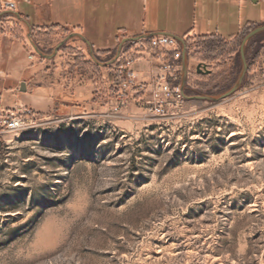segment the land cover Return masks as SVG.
<instances>
[{"label":"rangeland","instance_id":"374dc122","mask_svg":"<svg viewBox=\"0 0 264 264\" xmlns=\"http://www.w3.org/2000/svg\"><path fill=\"white\" fill-rule=\"evenodd\" d=\"M6 1L15 0H0V20ZM258 25L223 49L236 51L229 65L187 76L185 100L164 117L149 110L148 92L112 93L79 36H22L24 54L46 63L51 83L61 50L67 74L77 64L95 79L87 99L38 104L39 80L22 92L24 78L12 86L9 73L0 78V104L10 89L36 114L0 138V264H264V32L247 44L248 71L234 94L191 98L236 83L241 41ZM35 46L60 48L48 58ZM116 52L95 56L109 62Z\"/></svg>","mask_w":264,"mask_h":264},{"label":"crops","instance_id":"0c3cea01","mask_svg":"<svg viewBox=\"0 0 264 264\" xmlns=\"http://www.w3.org/2000/svg\"><path fill=\"white\" fill-rule=\"evenodd\" d=\"M15 2L17 8L14 11L19 12L23 19L5 13L7 17L0 20V66H2L0 78H5L4 73H9L8 80L11 86L24 78L27 88L31 80H39L40 84L35 94L27 93L34 96L38 104H46L50 100H59L64 96L87 99L89 94L93 93L90 85H93L95 78L92 71H77V64L73 66L75 71L67 74L63 69L67 66V56L62 57L61 50L54 58L57 68L51 83L46 71L43 70L46 63L31 61L30 50L27 56L24 54L27 46L22 36H27L30 32L38 37L49 27L58 26L69 33H82L101 60L117 51L120 42L126 37L145 34H165L177 40V37H181L187 45L190 79L199 63H204L207 69L211 70L209 74L197 73L196 70L194 73L200 78H208L225 65H229L236 51L226 53L223 49L228 47L232 50L248 27L264 23V0L257 2L252 0H15ZM8 10L11 9L7 7L4 11ZM76 43L77 41H69L68 45L74 46ZM179 43L182 64L184 45L181 41ZM87 46L91 52L88 44ZM204 48L208 55L202 59L199 57V50ZM152 62H155V59ZM152 62L144 58L138 62L141 79L150 78V69L154 65ZM102 68L105 70L102 77L104 83L112 87L116 82L114 65ZM63 82L70 85L69 91L62 86ZM4 91V95L8 93V103L0 104L1 108H12L20 104L11 97L10 89Z\"/></svg>","mask_w":264,"mask_h":264},{"label":"built area","instance_id":"2783aa9c","mask_svg":"<svg viewBox=\"0 0 264 264\" xmlns=\"http://www.w3.org/2000/svg\"><path fill=\"white\" fill-rule=\"evenodd\" d=\"M4 6L11 10L17 8L15 1H6ZM181 55L179 41L169 35L156 34L129 42L114 63L116 82L111 92L119 97L148 92L149 110L159 117L166 116L171 108L179 106L186 98L181 87ZM29 58L33 59L34 55L30 54ZM143 58L150 62L155 59L148 80L140 78L137 66ZM35 115L32 108L23 103L12 108L0 107V138L6 132L26 128Z\"/></svg>","mask_w":264,"mask_h":264},{"label":"water","instance_id":"95a60500","mask_svg":"<svg viewBox=\"0 0 264 264\" xmlns=\"http://www.w3.org/2000/svg\"><path fill=\"white\" fill-rule=\"evenodd\" d=\"M252 1L257 2L258 0H252ZM5 13L14 14L19 19H23V17L20 15V13L17 11H14V10H8ZM29 27L31 29L30 25H29ZM261 32H264V23L254 27L247 34H245V36L243 37L241 44H240V50H239L240 56L242 59V64H243L242 70H241V73H240L236 83L229 90H227L226 92H224L218 96H216V95H194L191 98H198V99H204V100H210V101H219L221 99H224V98L234 94L241 87V84L245 78L247 71H248V63H247V58H246L247 44L255 35H257ZM152 35H156V34H145V35H141V36L126 37V38L122 39V41L120 42V44L117 48V52H116L115 57L109 62H102V61H99L97 59V57L95 56V53L93 51L92 45L90 44V42L87 40V38L82 33L72 32L68 35L67 38H70L73 36H79L80 38H82L89 45V47L91 49V55L93 56L94 60L100 65L107 66V65L113 64L118 59V57H119V55H120V53H121V51H122V49L126 43L131 42V41H135V40H138L141 38L150 37ZM28 36H30V33L28 34ZM177 38L184 45V54H183V59H182V72H181V87H182L183 91L185 92L187 76H188V67H189V63H188L189 55H188V51H187V45H186L184 39L181 37H177ZM35 48H36L37 52L40 53L41 55L46 56L48 58H53L56 55L57 51L59 50L60 46L56 47L53 54L43 53L37 46H35ZM196 70H197V73H207V74L211 73V70L207 69V67L203 63H199L196 67ZM20 90L22 92L27 91V83L25 81L21 82Z\"/></svg>","mask_w":264,"mask_h":264},{"label":"trees","instance_id":"16d2710c","mask_svg":"<svg viewBox=\"0 0 264 264\" xmlns=\"http://www.w3.org/2000/svg\"><path fill=\"white\" fill-rule=\"evenodd\" d=\"M62 30V31H67L66 29H63V28H59L58 26H53V27H49L48 29H47V31L46 32H55V31H57V30ZM251 30V29H250ZM249 30V31H250ZM248 33V32H247ZM247 33H245V34H247ZM0 142H2V140L0 139Z\"/></svg>","mask_w":264,"mask_h":264},{"label":"bare ground","instance_id":"6f19581e","mask_svg":"<svg viewBox=\"0 0 264 264\" xmlns=\"http://www.w3.org/2000/svg\"><path fill=\"white\" fill-rule=\"evenodd\" d=\"M14 131H16V130H14Z\"/></svg>","mask_w":264,"mask_h":264}]
</instances>
